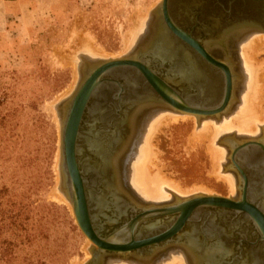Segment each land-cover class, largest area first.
I'll list each match as a JSON object with an SVG mask.
<instances>
[{"label":"rangeland","instance_id":"1","mask_svg":"<svg viewBox=\"0 0 264 264\" xmlns=\"http://www.w3.org/2000/svg\"><path fill=\"white\" fill-rule=\"evenodd\" d=\"M160 1L68 0L62 4H45L41 5L45 6V12L42 9L40 18L33 20L34 26L28 31H10L0 36V264H85L91 258L90 249L94 245L76 225L71 206L60 188L61 124L55 105L76 88L79 74L77 72L73 86V70L81 65V58H86L81 54L87 49L81 42L82 39H92L93 48H99L107 55H117L119 58L118 54L125 48L127 34L135 28L138 30L141 27L139 25H142L139 22L135 25L136 16H147L145 25L142 26L145 28L150 13ZM137 12L139 14H136ZM10 25L15 29L13 23ZM142 35L139 36L140 39ZM199 37L203 43L208 39L203 33ZM229 48L230 58L234 59L232 47ZM132 52L133 49L127 55ZM217 58L226 61L229 57L218 55ZM263 58L264 54H261L259 59ZM146 60L150 65L157 66L152 70L159 78L180 94L186 95L185 87L182 88L176 80H171L168 76L171 68L168 63H160L152 57H147ZM74 63L78 64V67ZM118 82L123 84L122 80ZM70 86L73 88L69 90ZM110 89L112 96L117 94L116 86ZM195 93V90L190 92L193 95ZM116 104H109L104 112L109 111L108 114H111V110L117 111L119 107ZM262 110L264 113V91ZM92 112L90 111V114ZM96 118H86L87 123L81 129L82 134H90L86 129L91 126L90 121L99 126V119L102 118L105 129L112 122L111 117L102 114L96 115ZM200 120L211 121L209 118ZM194 127V122L187 120L175 125L170 124L160 130L154 137L157 149L154 172L159 170L181 189L202 187L204 193L212 192V196L235 197L238 194L239 175L234 174L235 171L230 168V148L222 144L224 136L232 133L222 135L217 143L225 150L222 172L234 180L235 190L230 195L228 185L212 177L210 158L205 148L188 143ZM262 131L251 137H260ZM85 150L87 151L86 148ZM86 151L84 155L79 154L80 165L85 158L91 157ZM236 161L241 164L238 159ZM127 165L128 161L126 173ZM119 179L121 180V175ZM125 183L127 184V180ZM257 190L260 188L257 187ZM134 195L139 213L146 202ZM165 196L168 197L166 200L150 204L166 205L174 202L169 191H166ZM255 198L259 201L258 197ZM263 203L264 200L261 202L262 206ZM102 211L97 215L93 212V217L103 226L99 231L103 237L119 228L122 218H117V211L111 204ZM7 216L18 217L19 220L15 221L17 224L7 228ZM159 218L141 223L135 238H148L154 226H158ZM108 220L114 223L106 225ZM190 226L192 224L184 229L190 232ZM178 244L180 243H173L171 246L174 247L170 249L172 251H167L169 253L166 256L180 254L175 247ZM168 247L160 249L157 254L162 258ZM85 253H89L88 260ZM118 258V255L107 258L103 264ZM131 258H137V261L139 259L129 256L122 260L134 261ZM161 258L158 260H162Z\"/></svg>","mask_w":264,"mask_h":264},{"label":"bare ground","instance_id":"2","mask_svg":"<svg viewBox=\"0 0 264 264\" xmlns=\"http://www.w3.org/2000/svg\"><path fill=\"white\" fill-rule=\"evenodd\" d=\"M206 8L207 9L205 10L211 9V7H207V6ZM210 13L211 12L207 14H210ZM136 14H139V13L137 12ZM246 16L247 15L237 16V17H246ZM150 17H149L146 27L144 28L142 26L143 24L145 25L147 16L146 15L136 16V20L134 22L135 25L137 24L136 22H139L142 25H139L141 27L138 30L135 28L131 30L130 33L127 34V37L125 39V48L121 54H118L121 56V57L119 56V58L116 57L117 55L116 56L114 55L116 58L113 55H107L105 52H103V50L99 48H93L92 39H89V38L82 39L81 42L84 43L83 45L87 47V49L82 51L81 54L85 56L86 58L83 57L80 59L81 65L79 67H78V64L74 63L78 67L77 69L72 65L73 68H75L73 70L74 72L73 76L75 78V81L73 80V83H74L73 86L76 83L75 76H77V72L79 74V80H78V83H79L80 74H82V72L86 68V66L83 64V60L100 61V60H108V59H120L126 56L128 53H130L132 49L134 51L136 47L138 46L139 47L145 46L144 44L147 41V37L148 36L150 37L151 35L150 34L151 26H152V31L154 30V28L156 29L157 27L160 30V35L155 39V47L151 49V50L156 49L154 58L158 60L160 63L170 62V64L169 63L168 64L171 66V68L175 67V69L172 70V73L168 75V76H171L170 79L174 80L173 78L176 76L177 79L175 78V80L177 81V83L181 86L183 85L182 87H185L187 92H189L188 91L189 88H193V86L196 83L200 84V82H202L201 80H203L204 77H202L201 75L202 73L198 69L199 65L196 59L191 55L192 54L191 49L188 47V49L190 50H187L186 48L182 47V44H179L176 41L171 40L166 34V31H164L162 28H160L159 25H157L155 19L154 20L152 19V12L150 13ZM220 23H221L220 20H218V25ZM245 24H247V26L251 29V31L249 30L246 31L244 30V28L243 30H241V27L245 26ZM225 25H229V24H225ZM225 25L222 27L218 26V28H222L221 30H224L225 28L228 27ZM230 25L231 27L227 29H231L234 27L233 29L234 31L230 32L231 34L227 40L226 47L229 46L228 45L229 42L230 44H235L233 45L232 50L234 54V46H235V51H236L235 55L237 57V70H238V73L240 74V79L238 82L239 84L236 88L237 92L234 94L233 93L234 91L233 80L235 77L230 76V72L228 70V65L226 64L227 63L226 62L225 69L229 75V85H230V90H229L230 94H229V99L226 105L221 107V104H222L221 96H222V93L224 92L225 85L223 87L221 96L220 97L218 96L219 98H217V94H216L217 92H215L214 90H209V89L206 92L199 89L200 92L198 91L197 94H195L193 97H189L188 96L189 93H188V95H186V101L190 104V107L192 108V111L188 112V111L182 110L179 107H173L169 104H166L165 102L157 98L156 95L152 96L151 94L152 92L149 90L148 91L143 90L141 92L142 89L140 88V90L138 91L137 90L138 84L134 83L133 81H130L127 83L128 86L126 87V89L123 90V93H122V96L125 99V102L123 103L124 104L126 103L125 106H127V104H129L130 106L132 105L130 110H127V112L124 114L125 117L124 118L122 117V122L127 120V117L130 113L132 114V117H133L134 123L131 129L129 130V140L128 141L124 139L122 140L121 137H119V132L116 131L117 130L116 127H115L116 130L115 129L112 130V127L116 125H113L110 123L111 125L107 127L108 131H105L106 133L105 132L102 133L98 129H94L96 128L95 125H93L94 123L89 120L90 121L89 123H91V126L87 128V131L90 134L89 136L88 134L85 135V133H84V136L82 133L80 134L81 140L79 143L78 151L82 153L81 155H84V152L86 151V150L84 151V148H86L87 152L93 155V157L91 156L92 158H88L87 155H85L88 159L84 160L85 162L83 161L84 162L83 165L85 166L84 169L89 174L91 173V175L93 176L94 178L93 183L96 184L99 182V180L100 182L103 181L102 183L103 190L101 194L97 196L94 200V204L92 205L94 209L92 210V213L94 212L95 215H97L103 212L102 210L106 209L107 206L110 204L115 205V207H118V209L122 208L124 211L127 204L131 202L132 200L136 199L135 195L134 197L132 195H128V192L126 191L125 184H124L125 182L123 183L122 180L120 179H119V183H120L119 188L122 190L125 196L118 189V184H117L118 175H116V170L114 169V167L117 165L114 166V163H116V161L119 162L118 158L120 156L124 160L128 158L127 173L125 175L126 180H128L127 185H130L129 187L132 188V190L135 192L137 197L142 200V202H144L143 200L148 201V202H158L161 200H166L168 198L167 196H165L166 191H169L174 196L172 199L174 202L169 204L172 206L168 209H160L161 207L159 206H162V205H159L160 203H158L157 205L145 203L143 206L147 208L145 209L147 211H148V208H151V207L157 206L159 208L158 210L154 211L156 213L151 212V211H148V212L145 211L146 213L142 214L140 216L141 218L144 217L143 215H149L151 213V214H161L162 217L166 216L167 218H169L172 215L173 216L175 215V217L171 218L174 220V219H177L178 216H180V211L184 207L185 203H182V200H188L192 197L194 198L195 196L196 197L203 196V195L212 196L211 195L212 192L207 191L208 193L207 192L204 193L205 190L202 187L181 189L178 184L171 181L164 174H162V172H160L159 170L157 172H154V169L156 167L155 164L157 161V158H156L157 149L155 146L156 142H154V137L160 132L162 128L167 127L170 124L175 125V124H179V122L183 123V122H186L187 120H192V122H194V125H195L194 127L195 129L193 131V134H191V136L189 137L188 143L192 144L193 146L200 145L203 148H205L206 150L205 152L210 158L211 168L213 172V175L211 174L212 177L214 176L218 182L219 180L225 182L226 186L228 185L230 195L233 194L235 190L234 180L232 179L230 175H227L222 172L223 162L225 160V157H224L225 150L224 148L220 147L217 143H218V140H220L221 136L224 134H227V133L237 134V135H232V134L226 135L224 136L225 138L222 141L223 145L226 144L224 146H226L227 148H230L229 153L231 154L232 150L236 147V145L240 144L238 141L250 140V139L254 140V139L261 138L262 141L264 142V113L262 110V94L264 91V58L262 60L259 59L261 54H264V30H263V27L252 25L251 22H242L241 19H238L234 21L233 23H230ZM217 29L213 27L211 28L209 32L213 30L216 32ZM209 32L208 31L206 32L207 38H210L213 35H215V34L212 35ZM140 35H142L141 39L139 38ZM87 37H89V34ZM83 40L85 42H83ZM136 51L132 53H135ZM200 66H202V64ZM78 83L76 84L78 85ZM73 86L72 87L70 86V88L68 89L69 90L72 89ZM74 89L72 90L74 91ZM220 89L221 88L219 87L218 91H220ZM132 90H137V91L132 92ZM70 92L71 91H69V93ZM63 93L67 94V92H63ZM70 95L66 96L65 99L62 97V96L65 97L64 94L60 97L63 98V101H64L68 99ZM236 95H237V99H236ZM234 97L236 101L234 100V102L232 103ZM150 105H153L156 108H153V106L150 107ZM102 107L101 106L100 108L97 107L95 109L96 111L92 112L91 117L93 119L96 118V115L97 116L100 115V112L102 111ZM146 107L148 108L144 109ZM199 107L203 109L204 108L206 109L212 108V109L208 113L205 114V112L198 111L200 109ZM119 108H120L119 109L120 111L118 113L112 112V113H115L113 114V117H116L115 120H117L118 117H120L121 115V112H122L121 106ZM204 118L205 119L209 118L212 122L207 121V120L204 122H200L201 121L200 119H204ZM260 130L261 131L263 130L260 137H251L252 135H255L257 132H259ZM247 136H250V137H247ZM230 154H229V161L231 163L230 168H232L235 171L234 174H236L238 172L235 170V167L232 166ZM96 158L99 160H96ZM239 177H238V186L240 185ZM238 186H237L238 194L235 196L236 198L240 194L238 190ZM235 197H228V198L233 199ZM261 199L264 200V194H262ZM201 216H204V215L202 214ZM119 217L117 216V218ZM150 219L152 220V218ZM207 221H208L207 219L203 220L204 223ZM140 224L141 223H139V225ZM127 234L129 233L127 232ZM121 235H124V233L116 234V236L112 237L111 240H113L114 238L119 239ZM119 243H122V241L120 240ZM168 245L164 247H158V245L152 246L151 248L155 250L152 251L151 249L149 252L150 253L149 255H146L143 253L133 254L134 251H129L127 253L120 252L118 254L115 253L114 255H111L109 258L117 257V255L120 258L109 260L107 264H209L211 263V261H208V260H213L218 255L217 253L221 252L223 255L225 254L223 252L224 249L222 247L217 246L218 249L216 250L212 249V251H209L211 248L209 249L208 247H206L205 244H200L198 241L194 240L192 237V238L186 239V244H185L184 249L178 247V251L180 254L175 253L176 255L169 254L168 256H166V254H168L170 251L167 253L163 252V254L165 255L163 256L164 258L163 257L161 258V255L157 254L158 253L157 250L166 248L168 247ZM88 254L89 253L85 255L87 260L89 259ZM129 256L139 257V259L138 261H137V258H131V259H134V261L133 260H125V261L122 260V259L128 258ZM153 256L154 257L156 256V257L153 258ZM159 257L162 260H158ZM155 260H158V261L154 263Z\"/></svg>","mask_w":264,"mask_h":264},{"label":"water","instance_id":"3","mask_svg":"<svg viewBox=\"0 0 264 264\" xmlns=\"http://www.w3.org/2000/svg\"><path fill=\"white\" fill-rule=\"evenodd\" d=\"M206 6L211 7V9L205 10L207 9ZM193 7L198 9L200 13H211L205 14L202 20L189 18L188 15H190ZM244 11L246 13L242 14V16L247 15L246 17L232 15V12L239 14ZM152 19H155L157 25L166 31L171 40L182 44V46H186V48L189 47L194 58H199L201 62L209 64L211 67L219 69L224 73L225 89L221 96V107H223L226 105L230 94L229 75L225 69L226 66L216 60L212 56V53H208L201 46L199 43L200 33L206 35V32L210 31L211 28L217 29L218 26L222 27L225 24H229L225 26L230 28V23L238 19H241L242 22H251L252 25L263 27L264 30V0H161L152 11ZM192 20L195 25L193 27L197 31L195 38L184 29V26H189V21ZM218 20L221 22L219 25ZM197 25L201 28L199 29ZM144 45V47H136L134 51H137L135 53L120 59L83 60L86 68L80 74V81L76 89L68 99L60 101L55 106L57 115L60 121L62 120L60 122V187L62 193L70 203L76 225L82 234L94 245L90 250L91 258L86 264H103L105 259L120 252L127 253L134 251L133 254L143 253L149 255L152 246H167L169 242L167 239L181 229L184 221L187 220L188 214L194 209L226 208L243 210L242 207H245L244 210L250 215L253 223L264 238V216L257 209L251 208L248 205V199L250 200L255 197L262 198V194H264V142L261 138L241 140L240 144H237L230 154L232 166L235 167L240 176V185L238 186L240 194L236 198L238 202L231 198L205 195L182 200V203L185 204L180 211L181 216L178 217V221L174 224L173 228L168 230L169 232H163V234L161 233L162 235L151 233L148 238L141 236H136L135 238V233L140 226L139 223L151 220L150 218L161 217V214L148 213L149 215H143L144 217L141 218L140 216L146 213L145 211L147 210L145 209L147 208L144 206L140 209L141 213L137 214L138 207L135 204L136 199L133 198L134 200L129 203L127 202L128 204L123 213L119 214L122 219L124 218L123 225L107 236L102 237L100 235L99 231L103 229V226L98 224V221L93 217L92 210L94 208L92 205L95 198L103 190V181L100 182L99 180L95 184L93 183L94 178L92 175H85L87 171L79 164L80 152L78 151L82 125L87 123V119L91 115V109L89 108L90 101H92L91 106H97L98 103H95L98 101L100 106H102L103 102L106 106L113 102L119 103L123 97L121 95L123 90L128 86L127 83L133 81L138 84V91L140 88L142 89L141 92L149 90L152 92V96L156 95L157 98L166 104L179 107L184 111H192L190 104L186 101V95L180 94L159 78L152 70V68H156L157 66L150 65L146 60L147 57L154 58L156 49H151L155 47V39L152 36H148ZM173 69L175 67L170 68L168 73H172ZM119 80H122L123 84H119ZM114 86L117 87L118 91L116 90L117 94L112 96L110 88ZM137 90H132V92ZM199 108L201 110L199 109L198 111L205 112V114L212 109ZM119 109L115 112L118 113ZM84 117L87 119L84 120ZM99 120L102 126L98 129L103 132L108 131V128L105 129L104 127L103 119L100 118ZM237 159L241 161V164L236 161ZM124 182H126V178L123 179ZM124 184L128 195L134 197L135 193L129 187L130 185H127L128 183ZM257 187L260 188L257 192L259 195L254 197V194H257L255 193ZM115 209L116 211L119 210L118 207H115ZM160 209L168 208L164 207ZM156 210L158 208H148V211L151 212ZM127 215H129L128 221L126 219ZM108 221V223H105L106 225L114 223L113 221ZM96 227H98L97 230ZM123 233L124 235H121L119 239L114 238L111 240L116 234ZM120 240L122 243H119Z\"/></svg>","mask_w":264,"mask_h":264},{"label":"flooded vegetation","instance_id":"4","mask_svg":"<svg viewBox=\"0 0 264 264\" xmlns=\"http://www.w3.org/2000/svg\"><path fill=\"white\" fill-rule=\"evenodd\" d=\"M198 11H199L198 9L193 7L191 9L190 15H188L189 18L192 17V19L202 20L203 19L202 17L205 14H207V13L206 12L200 13ZM245 13H246V11H244L243 13L240 12L239 14L236 13V12H232V15L242 16V14H245ZM189 24H190L189 26H184L185 27L184 29H185L186 32H190L191 36L193 38H195L196 35H197V31H196L195 27H193V26H195L194 25V21L193 20L189 21ZM197 26H198L199 29L201 28L199 25H197ZM243 28L246 31L247 30L251 31V29L247 26V24H245V26L241 27V30H243ZM221 29L222 28H218L216 30L217 33L214 30L211 31V32L208 31L212 35L213 34H215V35H213L212 37L208 38L206 40V42H204V43L201 40L202 38H199L200 39L199 43L201 44V46L205 45L204 49H206V51H208V53H212V56L216 60H218L219 62H221L224 65L227 62L226 64L228 65V70L230 72V76H233V77H235L234 79H236V80H233V83H234V88H233L234 91H233V93L235 94L237 92L236 88H237V86L239 84L238 82H239V79H240V74L238 73V70H237V57L235 55V53H236L235 46H234V54H233V57H234L235 61H234V59L230 58V52H229V49H230L229 47H233L232 45H235V44H230L229 43L228 44L229 46L226 47L227 46L226 45L227 44V40H228V38L230 37V34H231L230 32L234 31L233 30L234 27L231 28V29H227V28H225L224 30H221ZM253 31H255V30H253ZM152 33H153V35H152ZM150 34H151L150 36H152L153 39H156L160 35L159 28L158 27L156 29L154 28L153 31L151 30ZM221 34L224 35V36H222ZM182 47L186 48L185 46H182ZM186 49L189 50L188 48H186ZM226 50H227V52H226ZM215 51H217L218 53L215 52ZM216 55L217 56L218 55L219 56H223V57H229V58L226 59V61L225 60L222 61V59L217 58ZM196 61H197L198 65H199L198 69L201 71V73H202L201 75L204 78H203V80H201L202 82H200V84L196 83L197 85L196 84L194 85L196 90H195L194 86H193V88H189V90H188L189 92H187V90L184 88L185 91H186V95H188V93H189L188 96L189 97H193L195 94H197L199 89L203 90L205 92L209 89V90H214L215 92H217L216 93L217 94V98H219L221 96L223 87L225 85L224 73L221 70H219V69H215V68L211 67L209 64H206L204 62L202 63L199 60V58H197ZM168 63L170 64V62H168ZM201 64H202V66H200ZM214 75H215V77H214ZM175 78L177 79L176 76L173 79L175 80ZM219 81H220V83H219ZM219 87L221 88L220 91H218ZM193 90L196 91V93L194 95L190 94V91H193ZM122 98L124 99V97H122ZM123 99H121L119 101V103L116 102L117 103L116 106H118V107L121 106V111H122L120 117H118L117 120H115L116 117H113V113L111 112L112 110L110 111L111 114H108L109 111L108 112H104L105 111V107H106L104 102H103L104 104L102 103V106H104V107L101 106L102 107V111L100 112V115L102 113H104V116L111 117V119L114 118V119H112L111 124L116 125V126L112 125L114 127V128L112 127V130L113 129L116 130V128H117L116 131L119 132V137H121L122 140L124 139V140L128 141L129 140V130L131 129V127H132V125L134 123L133 122V117H132V114L130 113L128 115V117H127V120H125L124 122H122V117L123 118L125 117L124 114L127 112V110H130L132 105L130 106L129 104H127V106H125L126 103L125 104L123 103V102H125V99L124 100ZM236 99H237V95H236ZM234 100H235V97H234L232 103L234 102ZM97 103H98L97 106H91L92 105V101H90L89 108L91 109V111H96L95 109L97 107L100 108L99 101L96 102L95 104H97ZM152 106L153 105H150V107H152ZM147 108L148 107H146L144 109H147ZM153 108H156V107L153 106ZM91 116H92V114L90 115V118H91ZM84 120H86V117H84ZM111 124H108L106 126V128L109 127V125H111ZM101 126H102V123H100L99 126L96 125L95 127L98 129ZM101 132L103 133V131H101ZM91 156L93 157V155H91ZM92 157H90V158H92ZM86 159H88V158H85V160ZM96 160H99V159L96 158ZM118 160H119V162L116 161L117 164L114 163V166L117 165V166L114 167V169L116 170V175H119V178H120V175H121V180H122V179H124V175H126L125 167H126V163H127L128 158H126L124 160L120 156L118 158ZM83 163H82V165H83ZM119 163L121 164V166H119ZM83 168H85L84 165H83ZM120 169H121V173H120ZM90 175H91V173H90ZM122 175H123V177H122ZM236 175H238V173H236ZM239 179H240V177H239ZM122 182H123V180H122ZM117 184H118V189L120 190V192H122V190L119 188V184L120 183H119L118 180H117ZM257 192H258V190H256L255 193H257ZM260 194H262V193H260ZM123 195L125 196L124 193H123ZM257 195H259V194L258 193L254 194V197L257 196ZM172 196H173V194H172ZM233 199H235V201L238 202V200H236V197L233 198ZM255 199L256 198H253V199H250V200L248 199V205L251 208L257 209L264 216V205L262 206V204H261V202H263V200L261 198H259V201H260L259 202V201L255 200ZM143 201L146 202V203L148 202V201H145V200H143ZM148 203H154V202H148ZM169 204L170 203H167L166 205L159 204V205H162V206H159V207H161V208H164V207L170 208L172 205H169ZM159 207L156 206V207H152V208L156 209V208H159ZM121 209L122 208H120L118 210L119 212L117 211V215L118 216H119L120 213H123V209L122 210ZM242 209L243 210H238V209H236V210L230 209L229 210V209H226V208H224V209H221V208H201L200 210H198V209L192 210L190 212V214H188L187 220L184 221V224L182 225L181 229H179L175 234H173L170 238L167 239V241H169L168 242L169 245L167 244L169 247L164 252H167L172 247H174V246H171L173 243H180V244H178L175 247H177V249H178V247L184 249L185 244H186V239L193 237V239L198 241L200 244H205L206 247H208L209 249L211 248L210 250L208 249L209 251H212V249L216 250V249H218V247H222L224 249L223 252L225 254L223 255L221 252L217 253L218 255L213 260H208V261H211V263H209V264H264V238L262 237V234L259 232V230L255 226V224L253 223L252 218L250 217V215L247 213L246 210H244L245 207H242ZM140 213L141 212H139V213L137 212V214H140ZM200 214L201 215L203 214L204 216H201ZM128 217H129V215L126 218L127 221L129 220ZM172 217H175V215L174 216L172 215L169 218H167L166 216H164L162 218L158 217L159 218L158 223H157L158 226H154L155 228L153 229L152 233L153 234H161V233L163 234V232L166 233L168 230L172 229L174 224H176V222L178 221L177 220L178 218L173 220V219H171ZM201 217H202V219H201ZM123 219H121L122 222H121L120 226L123 225ZM206 219L208 221L204 223L203 220H206ZM155 222H157V221L155 220ZM190 224H192V226H190L191 231L187 232V230H185L184 227L188 226ZM187 228H189V227H187ZM137 232H139V228L136 231V233ZM208 243H210L211 245H208ZM154 250L152 249V251H154ZM157 251H160V249H158ZM209 254H210V252H209Z\"/></svg>","mask_w":264,"mask_h":264},{"label":"crops","instance_id":"5","mask_svg":"<svg viewBox=\"0 0 264 264\" xmlns=\"http://www.w3.org/2000/svg\"><path fill=\"white\" fill-rule=\"evenodd\" d=\"M68 0H0V36L10 33V31L19 33L25 29L28 31L33 27V20L40 18L45 4H62ZM43 7V8H42ZM13 21L15 29L10 25ZM30 21V23H29ZM20 30V31H19Z\"/></svg>","mask_w":264,"mask_h":264},{"label":"trees","instance_id":"6","mask_svg":"<svg viewBox=\"0 0 264 264\" xmlns=\"http://www.w3.org/2000/svg\"><path fill=\"white\" fill-rule=\"evenodd\" d=\"M11 124V123H10ZM19 218L18 217H13V216H7L5 221L7 222L6 227L9 228L12 225H16L17 223L15 221H18ZM18 229V228H17ZM5 260V259H3Z\"/></svg>","mask_w":264,"mask_h":264}]
</instances>
